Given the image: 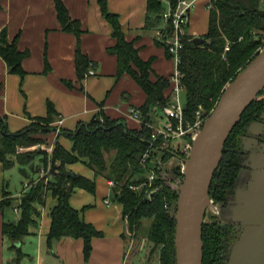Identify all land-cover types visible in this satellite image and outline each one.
<instances>
[{"label": "trees", "instance_id": "16d2710c", "mask_svg": "<svg viewBox=\"0 0 264 264\" xmlns=\"http://www.w3.org/2000/svg\"><path fill=\"white\" fill-rule=\"evenodd\" d=\"M54 2L62 28L76 36L75 66L77 75L81 78L87 71L89 61L79 50L82 32L80 23L71 19L62 0ZM176 2L177 0H170L172 5ZM98 3L101 15L112 27L115 43L109 51L117 57V73L129 75L145 94V100L139 107L145 124L141 123L139 128H128L122 119L110 118L100 112L90 122H79L74 130H61L72 141V148L68 151L59 142H55L52 166L57 172L53 171L51 181L47 184L39 181L20 197L18 203L14 202L10 192L3 187L0 210L18 208L19 217L15 222H3L2 232L13 241L28 235L29 228L37 222L40 214L38 206L43 203L45 192L50 191L57 199V204L50 210L47 245L51 247L54 241L62 237L81 238L86 262L92 249L91 239L101 236V232L82 219L80 211L69 204V197L75 188L94 192L95 182L66 168L67 164L82 161L95 175L112 181L111 194L120 203L121 214L123 219L126 217L129 230L136 233L142 228L143 220H150L146 235L154 247L160 246L159 264H175V221L171 212L175 210L176 189H172L162 179L161 170L156 166V178L152 185L147 187L146 183L138 190L130 188L131 185L146 181V169L140 163L142 155L147 151L154 155L156 149L160 148L158 143H154L152 148L150 146L152 130L149 124L152 123L156 109L162 110L169 101L172 92L171 75L155 74L151 67L152 59L143 60L139 56L133 41L126 39L118 15L108 10L106 0H98ZM260 3V0H210L208 29L201 36L202 41L195 44L192 37L184 36L178 70L185 95V125L195 121L198 110L203 117H207L227 83L258 53V33H264V7ZM163 10L160 0H146V24L163 20ZM162 29L170 31L169 22H165ZM226 45L228 50L224 49ZM26 54V51L17 50L14 41H8L5 30L0 32V56L11 73L22 76L21 61ZM166 55L171 58L167 47ZM260 93L261 91L243 111L224 143L222 158L209 188V195L216 202L225 204L232 194L242 165L239 136L261 107ZM54 115L53 105L48 102L45 117L34 118L29 125L16 132L8 131L6 121L0 117V162L5 170L14 166L9 156H19L15 155L17 146L34 143L37 140L34 137L36 134L48 135L54 130L51 125ZM180 147L181 141L177 140L167 150L161 151L164 157L174 153L183 158ZM155 187L158 188L148 195L147 191ZM146 189L148 190L145 191ZM226 236V227L215 217L208 220L205 214L202 225V264L223 262L221 248ZM17 252L19 259V249Z\"/></svg>", "mask_w": 264, "mask_h": 264}, {"label": "crops", "instance_id": "0c3cea01", "mask_svg": "<svg viewBox=\"0 0 264 264\" xmlns=\"http://www.w3.org/2000/svg\"><path fill=\"white\" fill-rule=\"evenodd\" d=\"M160 1L165 10L170 0ZM62 2L82 30L79 50L87 57L89 66L81 78L75 66L76 36L62 28L54 0H0V32L5 30L8 41H14L17 50L27 52L21 61L22 76L11 73L0 56V117L6 121L8 131L16 132L34 118L45 117L48 102L55 110L51 124L54 128L74 130L79 122H90L100 112L122 119L128 128H139L141 123L125 114L129 107L139 110L145 94L129 75L117 73V57L109 51L115 43L112 27L101 15L98 0ZM193 2L187 27V35L192 38L207 32L210 0ZM106 3L108 10L118 15L126 39L133 41L139 56L143 60L152 59L153 72L170 76L175 64L166 55L165 43L158 35L165 21L146 24V0H106ZM47 138L59 142L68 151L72 148V141L55 130ZM69 168L95 182L94 194L75 188L69 197V204L80 211L82 219L101 232V236L91 239L88 260L84 261L81 238L62 237L51 247L47 245L50 210L57 204V199L47 192L38 206L37 222L21 240L13 241L2 232L3 222L17 221L18 213L13 208L14 221L7 208L0 210V264H127L124 245L128 228L120 203L114 205L107 198L108 192L111 194V181L95 175L82 161L70 164ZM7 170L0 162V200L3 187L10 196L20 195L9 190ZM20 182L23 184V180ZM217 208L220 213V207ZM226 214L225 211V219Z\"/></svg>", "mask_w": 264, "mask_h": 264}, {"label": "water", "instance_id": "95a60500", "mask_svg": "<svg viewBox=\"0 0 264 264\" xmlns=\"http://www.w3.org/2000/svg\"><path fill=\"white\" fill-rule=\"evenodd\" d=\"M201 37H194L199 44ZM264 88V47L227 83L183 158V177L177 188L175 210V264H202V225L209 205V188L222 158V149L243 111ZM261 159L264 160V157ZM247 189L235 187L226 209L227 219L241 225L227 264H264V161L256 168L251 159Z\"/></svg>", "mask_w": 264, "mask_h": 264}, {"label": "rangeland", "instance_id": "374dc122", "mask_svg": "<svg viewBox=\"0 0 264 264\" xmlns=\"http://www.w3.org/2000/svg\"><path fill=\"white\" fill-rule=\"evenodd\" d=\"M260 4L261 7H264V4L262 3ZM258 34L259 35L257 39L260 40L259 43V50H260L261 48L264 47V33L261 32ZM180 96H181L180 97L181 103L184 104L185 95L183 91L181 92ZM155 112L156 113L152 117V124L158 127L162 123V119L160 117L161 116L163 117V114H162V110L159 108H157ZM54 130L58 134H63L60 128L55 127ZM48 135L43 133L36 134L34 136L37 139L36 142L31 143L29 145H19L16 147L15 155L17 156L19 155L18 157H15L14 155L9 156L10 160L14 162V166L10 167L7 170L6 177L9 180V190L11 189L13 192H20V195L18 197L10 196L14 200V202L16 201V203L19 202L20 197L24 193H26L33 185H36L39 181H43L45 184H47L53 178V171L57 172V170H54L52 166V158H53L55 142L52 140H48L47 138ZM63 135L65 136V134ZM156 150L157 152H155V154L152 155L151 157L152 163H154L155 166L161 170V174L163 176L162 179H164V181L170 187H172V189L174 190L176 189L177 191L179 183L181 182L183 177V171L181 170L183 166L182 157L179 156L180 154L177 155L174 153L164 157V153L161 150H167V149L158 148ZM69 165L70 164H67L66 168L68 170H71L69 168ZM145 173L146 172L144 171V174ZM21 180H23V183H25L26 185L21 184L20 182ZM105 187L106 186L104 184V190L106 194ZM147 190L148 189H146L145 191ZM47 192H45L44 195H46ZM94 193L95 191L93 192V194ZM107 196L110 203L114 205L118 204V202L114 199V196L112 194L108 192ZM215 205H218L219 207L220 205L222 206V208L220 209V213L217 216H215L212 212L206 213V218L209 220L215 217L217 221L227 220L224 217V212L226 211L228 206L222 205V203L219 202L215 203ZM7 210L10 214L11 220L15 221L16 213L14 209L12 207H8ZM143 221L144 224L142 228L139 229L138 232L134 233L129 229L125 231L126 246L124 245V247L125 250H127V264L129 261L131 264H159L160 246L154 247V244L148 240L146 233L149 227L150 220H143ZM125 222L123 221V223ZM225 256H226L225 250H223L221 257H223L224 260L226 259ZM223 263L224 262H222L221 264Z\"/></svg>", "mask_w": 264, "mask_h": 264}, {"label": "built area", "instance_id": "2783aa9c", "mask_svg": "<svg viewBox=\"0 0 264 264\" xmlns=\"http://www.w3.org/2000/svg\"><path fill=\"white\" fill-rule=\"evenodd\" d=\"M261 2L264 4V0H261ZM193 6V0H177L174 5H172L169 1L168 7L164 11H162L161 17L163 21L169 22L170 31L163 30L160 31L158 35L160 39L165 43L168 53L171 55V58L174 61L175 68L170 76V80L172 83V92L169 96L168 103L162 109L164 120L158 127L154 126L152 123L149 124L152 130L150 134L151 148L153 147L154 143H158L160 148L167 149L173 142L180 140V151L183 154V158L189 154L192 140L196 136L197 132L202 126L203 121L206 118L203 117L202 113L198 110L196 111L195 121L193 123H186L185 125L183 116V104L181 103L180 98L183 87L180 82V73L178 70V64L180 62L179 53L183 48V38L185 35H187L189 17ZM228 48V45H226L224 49L228 50ZM89 73L93 74V71H90ZM125 115L136 119L140 123L145 124L141 112L135 107H129ZM151 157L152 154L150 151H147L142 155L140 163L146 169V181L139 185H131V189L137 190L139 187H141V185H144L146 183L147 185H152V182L156 178V172L154 170L155 164L152 163ZM181 170L183 171V166ZM23 185L26 184L23 183ZM157 188L158 187H155L154 189L147 191V194L150 195L151 192H153ZM105 202L108 203L107 200H105ZM215 203L217 202H215V200L210 197L206 213H209L211 211L215 216L219 214L218 208L216 209V206L218 205H215ZM14 209L16 213H19L18 208ZM124 219L126 220V217H124Z\"/></svg>", "mask_w": 264, "mask_h": 264}, {"label": "flooded vegetation", "instance_id": "af4514ba", "mask_svg": "<svg viewBox=\"0 0 264 264\" xmlns=\"http://www.w3.org/2000/svg\"><path fill=\"white\" fill-rule=\"evenodd\" d=\"M259 100L261 107L256 115L245 125L244 130L239 136V155L242 159V165L240 167L239 175L234 183L233 191L227 202L222 205L230 204L235 198V187L238 185L239 188L247 189L249 182L251 180V171L253 168L250 166L254 159L253 164L256 168L260 167L263 164L264 157V89L259 95ZM258 166V167H257ZM239 178V181H238ZM218 203V202H217ZM222 206L220 205V209ZM217 220V219H216ZM221 225L226 227L227 236L224 238L221 251L225 250L226 259L223 260V264H227L232 246L234 242L238 239L241 233V225L233 223L230 219L221 220ZM224 257V258H225Z\"/></svg>", "mask_w": 264, "mask_h": 264}]
</instances>
